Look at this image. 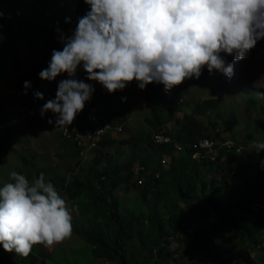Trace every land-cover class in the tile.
I'll return each mask as SVG.
<instances>
[{"label": "trees", "instance_id": "obj_1", "mask_svg": "<svg viewBox=\"0 0 264 264\" xmlns=\"http://www.w3.org/2000/svg\"><path fill=\"white\" fill-rule=\"evenodd\" d=\"M66 2L74 0L0 3V77L4 76L19 93L29 91L30 87H24L25 82L39 77L48 67L53 50H63V36H72L78 18L90 11L84 0H77L75 7ZM22 47L27 51L24 59ZM82 68L81 65L77 72H84ZM135 85L138 86L135 81L131 82L125 87L126 93L118 96L96 83L97 92L69 126L56 127V116L49 114L37 129L62 130V144L70 149L56 156L64 165L65 159L70 160L69 165L63 174L53 168L31 172L28 163L37 157L19 151L23 168L28 170L23 175L32 182L43 173L46 182H51L60 196L72 200L71 209L77 211L71 221L73 234L85 243L80 249L82 253L90 255L96 263H174L176 249L171 251L170 247L175 243L177 250L180 246L194 248L217 259L218 264H264V175L258 172L252 155L245 149L238 153L237 146L229 150L222 148L211 159L213 155L198 146L199 139L215 134L216 130L208 121L203 123L198 114L213 112L216 102L205 100L193 110L187 96L182 99L181 95H186L183 91L184 95L175 89L165 92L164 86L157 83L147 85L143 91L142 114L147 131L118 141L108 134L111 129L123 127L125 111L114 108L129 98L128 93ZM188 107L192 110L190 116L186 115ZM2 108L0 157L4 146L16 140L13 122ZM258 110L259 126L264 132V101ZM179 113L183 114L181 118L175 116ZM91 115L97 118L101 129L106 125L109 128L99 133L98 140L90 147L93 138L86 145L81 138L85 130L93 132L97 127L91 123ZM49 120L53 123L49 124ZM233 122V113L221 119L223 126ZM167 124L171 125L170 129ZM205 127L209 133L202 132ZM162 134L171 140L155 142V136ZM218 136L216 133L212 137ZM230 139L240 145L234 135ZM194 154L198 156L193 157ZM85 155L90 157L84 165ZM122 188L136 191L137 198L132 204L117 199ZM250 203H254V209ZM227 230L235 232L234 238L226 235L218 243L217 235ZM255 250L260 252L259 261L252 257ZM44 256L43 250L38 249L22 262L37 264ZM0 264H12L2 247Z\"/></svg>", "mask_w": 264, "mask_h": 264}, {"label": "clouds", "instance_id": "obj_2", "mask_svg": "<svg viewBox=\"0 0 264 264\" xmlns=\"http://www.w3.org/2000/svg\"><path fill=\"white\" fill-rule=\"evenodd\" d=\"M84 2L90 11L78 18L74 34L63 40V50H53L48 67L39 74L48 82L68 76L58 84L55 99L41 109L42 116L47 112L56 116V127L71 125L92 98L93 86L75 78L81 65L87 79L109 94L133 81L141 90L157 83L170 92L187 79H199L205 67L209 74L219 72L230 79L233 65L221 54L243 60L264 39V0ZM24 87L28 89L30 83L26 81ZM35 97L42 100L43 94L36 92ZM215 134L198 140V144L204 139L214 142L211 159L226 148L221 146L226 142L232 143L226 150L244 149L224 139L219 129ZM251 147L260 153L264 141H253ZM71 221L66 201L43 173L29 182L12 171L10 182L0 186V246L6 252L26 257L33 245L59 244L72 236Z\"/></svg>", "mask_w": 264, "mask_h": 264}, {"label": "rangeland", "instance_id": "obj_3", "mask_svg": "<svg viewBox=\"0 0 264 264\" xmlns=\"http://www.w3.org/2000/svg\"><path fill=\"white\" fill-rule=\"evenodd\" d=\"M76 2L77 0H74V2H66V4L75 7ZM0 3L5 5L7 4V0H0ZM69 37L71 35H65L63 36V40ZM221 55L226 62L233 65L234 74L230 79L219 72L209 74L207 67H205L199 79H187L173 89L180 93L183 91L186 94L182 93L184 96L181 95V97L184 100L187 96V102L192 105L193 110L198 109L199 104L205 100H214L216 102V109L204 115L198 114V118L203 123L208 121L215 129H219L224 138L231 140L230 136L234 135L238 139L239 144L252 155L253 165L258 172L264 175V153H255L251 147L253 141H263L262 138L264 137V132L259 126L261 117L258 110L259 105L264 101V39L259 40L255 48L243 60L234 61L232 56ZM21 56L23 59L27 56V51L24 47H22ZM75 78L91 84L95 89L94 93L97 92L95 88L96 83L87 79L85 71L82 73L77 72ZM64 79H68L66 74L58 76L52 82L41 80L40 77L36 79L29 78V91L26 94H22L12 84H9L4 76L0 77V106L3 107L1 110L5 109L7 111L16 131V140L4 146L5 155L2 154L0 157V186H3L6 182H10V173L12 171L20 174L28 173V170L23 168V161L18 156L19 151H24L25 155L29 157H37L36 160L29 161L28 163L29 165L31 164L29 168L31 172L41 168H53L56 172L65 173L67 169L66 165H69L68 162L70 160L65 159L67 162L64 165L56 156L57 153L70 149L69 146L62 144V130L40 132L37 129L41 122L46 121L49 114L55 117L51 112L44 113L42 116L41 109L47 101L54 99L53 96L56 95L58 84ZM158 85L163 87L162 84ZM143 91L138 86H133L130 89V93H128L129 98L122 105L115 106L114 111L117 108L125 111V116L121 121V123L124 121L125 123L122 128L119 126L116 129H111L112 131L108 134L111 138L119 141L128 139L139 131H147V128L142 123L145 104ZM36 92L43 94L42 100L35 97ZM115 93L120 96L126 92L124 89ZM250 100L254 102H250ZM190 109L191 107L186 109L187 116L192 114V110ZM231 113L235 115V122L229 126L221 125V119L230 116ZM175 116L181 118L183 114L179 113ZM166 127L170 129L171 125H166ZM108 128L109 126L106 125L102 132ZM202 132L209 133L208 128H203ZM89 157L90 155H85L82 164L85 165L89 161ZM61 198L66 201L72 219L76 217L77 211L73 210L75 208L71 209L72 200L68 199L65 195H61ZM135 198H137V193L131 188H122L117 193V199L121 203L127 202L132 204ZM250 207L254 209V203H250ZM235 213L237 214L238 210H235ZM226 235L234 238L235 232L227 230L224 233L218 234L216 241L219 243V240ZM84 247L85 243H83V240L72 234L65 241L50 247L39 244L33 245L31 252L33 253L38 249H42L46 254L47 258L45 256L42 257L37 264H99L93 261L90 255L82 253L83 250L80 249ZM175 249L173 257H175L176 261L174 263L169 261L161 264H218L217 259H212L211 256L194 248L180 246L177 250L176 244L173 243L170 250L174 251ZM6 253L12 259V264H24L22 259L25 256L16 254L15 252ZM259 253L258 250L257 252L256 250L252 252V257L257 261H259Z\"/></svg>", "mask_w": 264, "mask_h": 264}, {"label": "built area", "instance_id": "obj_4", "mask_svg": "<svg viewBox=\"0 0 264 264\" xmlns=\"http://www.w3.org/2000/svg\"><path fill=\"white\" fill-rule=\"evenodd\" d=\"M89 119H90L91 123L93 125H96L97 127L93 130V132H91L90 130H85L84 131V134H83V136L81 138V140H82V143L84 145H86V144H89V139L93 138L92 142H90V147H91L93 145L94 141L98 140V135H99V133H101L103 131V129H101L98 126L99 121L97 120V118L94 115H91ZM168 140L169 139L167 137H165L163 134L162 135L155 136V142H157V143L167 142ZM231 144L232 143L226 142V143H223L221 146H224L226 148H229V146ZM198 146L200 148L206 149V151H207L208 154H211L214 151V142L213 141H210L208 139H204L203 141H201L198 144ZM197 156H198V154H195L194 155V157H197Z\"/></svg>", "mask_w": 264, "mask_h": 264}]
</instances>
